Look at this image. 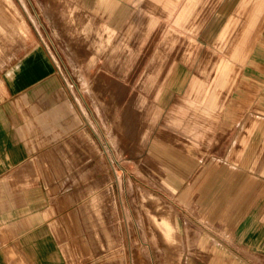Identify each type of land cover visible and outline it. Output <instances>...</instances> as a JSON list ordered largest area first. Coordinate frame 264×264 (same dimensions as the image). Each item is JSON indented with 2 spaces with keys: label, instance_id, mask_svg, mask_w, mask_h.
<instances>
[{
  "label": "rangeland",
  "instance_id": "obj_1",
  "mask_svg": "<svg viewBox=\"0 0 264 264\" xmlns=\"http://www.w3.org/2000/svg\"><path fill=\"white\" fill-rule=\"evenodd\" d=\"M9 1L0 78L33 48L47 70L37 67L29 86L20 78L0 106L39 129L29 139L50 145L41 154L60 159L45 185L58 207L75 206L84 254L111 253L114 264H264L247 244L264 241V47H197L198 36L176 34L169 20L151 22L147 35L111 30L91 0ZM219 61L228 72L216 86ZM171 76L184 81L182 94L157 98ZM193 81L213 91V112L182 101ZM234 193L245 207L236 221L208 210Z\"/></svg>",
  "mask_w": 264,
  "mask_h": 264
},
{
  "label": "crops",
  "instance_id": "obj_2",
  "mask_svg": "<svg viewBox=\"0 0 264 264\" xmlns=\"http://www.w3.org/2000/svg\"><path fill=\"white\" fill-rule=\"evenodd\" d=\"M91 5L94 11L97 6V19L106 20V27L111 30L138 29L129 33L147 35L152 34L147 31L151 22L157 25L159 20H169L171 27L176 25V34L198 36L200 42L197 47H216L217 44V47H238L237 52L241 47H264V0H91ZM36 53L33 48L21 59L5 66L10 70L0 78V103L12 99L14 84L17 85L20 78V83L34 84L35 69L38 67L40 75L42 68L35 60ZM217 66L216 86H221L228 64L219 61ZM3 67L0 62V68ZM183 82L177 76H171L166 82V90L157 91L156 97L163 93H167L168 98L175 96L171 89L181 95ZM196 83H191L182 101L202 113L213 112L217 107L213 91L207 92ZM13 114H17L16 109L0 106V264H98L99 261L114 264L111 253L96 255L93 259L84 254V234L77 233V225L72 218L75 206L66 210L58 207L45 185V180L53 173L52 165L61 164L60 159L56 161L41 154L50 145L44 140L32 142L29 139L31 133L36 135L39 129L35 127L31 131L26 126L15 124ZM224 185L226 177L220 180L218 189ZM211 194L231 193L218 191ZM233 195L228 199H213L208 210H224V217L236 221L245 207L243 210L241 206L237 207V193ZM250 199L244 201L245 204ZM223 205H227L225 209ZM249 227L246 224L245 228ZM259 227H264V224ZM249 233L244 229L242 236ZM260 240L252 239L247 244L264 258V250L259 249V244L264 241Z\"/></svg>",
  "mask_w": 264,
  "mask_h": 264
},
{
  "label": "bare ground",
  "instance_id": "obj_3",
  "mask_svg": "<svg viewBox=\"0 0 264 264\" xmlns=\"http://www.w3.org/2000/svg\"><path fill=\"white\" fill-rule=\"evenodd\" d=\"M102 1V0H101ZM101 4V3H100ZM12 5L9 0H0V12L1 13H8V9L12 12ZM6 17V16H5ZM35 60L38 61L39 65L42 66L41 68V74L44 73L47 70V66L45 64V61L42 59V56L38 53L35 54ZM49 85V84H48Z\"/></svg>",
  "mask_w": 264,
  "mask_h": 264
}]
</instances>
